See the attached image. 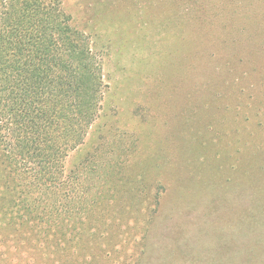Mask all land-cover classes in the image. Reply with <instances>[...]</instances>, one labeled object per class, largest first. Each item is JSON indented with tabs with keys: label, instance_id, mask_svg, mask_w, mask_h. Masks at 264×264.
<instances>
[{
	"label": "rangeland",
	"instance_id": "1",
	"mask_svg": "<svg viewBox=\"0 0 264 264\" xmlns=\"http://www.w3.org/2000/svg\"><path fill=\"white\" fill-rule=\"evenodd\" d=\"M62 1L107 85L65 171L104 144L129 190L110 210L120 234L105 231L117 252L84 258L79 236L68 264H264V0ZM3 160L0 145L1 184ZM12 177L10 210L0 185V264H65L16 233L27 182Z\"/></svg>",
	"mask_w": 264,
	"mask_h": 264
},
{
	"label": "trees",
	"instance_id": "2",
	"mask_svg": "<svg viewBox=\"0 0 264 264\" xmlns=\"http://www.w3.org/2000/svg\"><path fill=\"white\" fill-rule=\"evenodd\" d=\"M89 40L62 0H0V145L11 167L0 185L9 192L10 210L20 185L12 174L27 182L20 191L26 216L17 215L16 233L29 247L60 254L65 264L77 255L79 236H87L79 251L84 258L117 252L109 239L120 232L119 217L110 210L129 192L121 154L109 162L104 144L65 171L69 154L99 118L107 87ZM32 193L37 196L27 199ZM108 228L117 233L107 236Z\"/></svg>",
	"mask_w": 264,
	"mask_h": 264
}]
</instances>
